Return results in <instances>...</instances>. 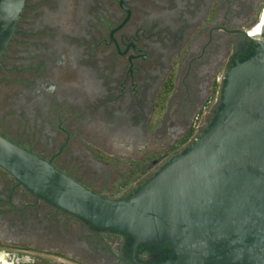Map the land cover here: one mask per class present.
I'll return each mask as SVG.
<instances>
[{
    "label": "flooded vegetation",
    "instance_id": "1",
    "mask_svg": "<svg viewBox=\"0 0 264 264\" xmlns=\"http://www.w3.org/2000/svg\"><path fill=\"white\" fill-rule=\"evenodd\" d=\"M263 12L264 0H26L0 61V135L90 191L126 198L212 125L228 72L258 54L246 34ZM114 143L137 157L113 166ZM0 245L133 264L127 236L91 228L1 167ZM168 254L142 246L136 259Z\"/></svg>",
    "mask_w": 264,
    "mask_h": 264
},
{
    "label": "water",
    "instance_id": "2",
    "mask_svg": "<svg viewBox=\"0 0 264 264\" xmlns=\"http://www.w3.org/2000/svg\"><path fill=\"white\" fill-rule=\"evenodd\" d=\"M26 0H0V61ZM258 54L228 72L221 109L196 143L123 199L102 197L0 135V167L95 230L127 236L133 264H264V23ZM165 248L156 263L140 247Z\"/></svg>",
    "mask_w": 264,
    "mask_h": 264
},
{
    "label": "rangeland",
    "instance_id": "3",
    "mask_svg": "<svg viewBox=\"0 0 264 264\" xmlns=\"http://www.w3.org/2000/svg\"><path fill=\"white\" fill-rule=\"evenodd\" d=\"M70 78L73 77L70 76ZM5 101L6 100H3L4 104ZM2 105L3 104L0 103V110L2 108ZM0 119H3V117H1ZM202 120L203 117H199V120L197 122H201ZM96 143L98 145H103L102 142H96ZM85 144H89V143L86 142ZM114 144L115 145L113 147L106 146V149L110 150L111 153L114 156H116L115 158L108 157L113 166H117L120 164L121 166L126 167L127 162L133 159L131 157H134L135 155L137 157L136 152L139 150L138 147L133 148L131 145H127L126 147H124L125 145H123L122 143H114ZM152 149L162 150L163 147L154 145L152 146ZM118 157H122V158H118ZM110 239H116V236L112 235L110 236ZM3 262H9L10 264H101V261L90 260V259H86L85 257L81 258L80 260H74L66 256H56L45 252L39 253L31 249L15 248L13 246L0 245V264H3Z\"/></svg>",
    "mask_w": 264,
    "mask_h": 264
},
{
    "label": "bare ground",
    "instance_id": "4",
    "mask_svg": "<svg viewBox=\"0 0 264 264\" xmlns=\"http://www.w3.org/2000/svg\"><path fill=\"white\" fill-rule=\"evenodd\" d=\"M263 23H264V20L260 23V25H258L257 26V28L256 29H254L253 31H251L250 33H249V37H251V38H257V35L259 36V35H261L262 34V26H263ZM256 31V32H255ZM255 33V34H254ZM253 34H254V36H253ZM256 36V37H255Z\"/></svg>",
    "mask_w": 264,
    "mask_h": 264
},
{
    "label": "built area",
    "instance_id": "5",
    "mask_svg": "<svg viewBox=\"0 0 264 264\" xmlns=\"http://www.w3.org/2000/svg\"><path fill=\"white\" fill-rule=\"evenodd\" d=\"M263 16H264V12H263V14H262V18H261V21H262V19H263ZM261 21H260V22H261ZM249 31H250V30H249ZM249 31H248V32H249ZM248 32H247V33H248Z\"/></svg>",
    "mask_w": 264,
    "mask_h": 264
}]
</instances>
